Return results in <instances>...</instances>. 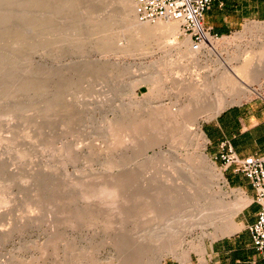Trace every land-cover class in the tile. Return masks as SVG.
Returning a JSON list of instances; mask_svg holds the SVG:
<instances>
[{"label":"rangeland","instance_id":"374dc122","mask_svg":"<svg viewBox=\"0 0 264 264\" xmlns=\"http://www.w3.org/2000/svg\"><path fill=\"white\" fill-rule=\"evenodd\" d=\"M101 1L0 0V264H153L162 249L161 264H196L232 228L227 208L242 190L204 150L203 125L217 110L215 97L229 90L219 57L203 48L199 61L188 60L183 37L171 46L139 43L121 0ZM212 41L232 68L248 56L251 66L264 62V22ZM142 76L153 79L142 85ZM193 82L208 87L201 118L193 115L201 131L191 116L175 128L153 109L193 103L186 90ZM253 89L239 103L264 97V84ZM202 153L223 174V194L202 172L195 186L185 168V157ZM178 207L191 223L203 215L187 213L197 208L210 218L184 241L147 236L131 246L158 224L157 214L172 219Z\"/></svg>","mask_w":264,"mask_h":264},{"label":"crops","instance_id":"0c3cea01","mask_svg":"<svg viewBox=\"0 0 264 264\" xmlns=\"http://www.w3.org/2000/svg\"><path fill=\"white\" fill-rule=\"evenodd\" d=\"M248 22H264V0H212L203 17V26L217 37L234 34ZM220 112L203 125L204 150L210 158L221 164L216 158L223 142H228L241 159L264 155V97L230 105ZM224 172L226 183L242 190L240 196L250 203L234 217L229 235L210 242L196 264H264V249L253 247L247 230L258 211L254 191L244 176L230 169Z\"/></svg>","mask_w":264,"mask_h":264},{"label":"bare ground","instance_id":"6f19581e","mask_svg":"<svg viewBox=\"0 0 264 264\" xmlns=\"http://www.w3.org/2000/svg\"><path fill=\"white\" fill-rule=\"evenodd\" d=\"M95 2H98L99 3V2H102V1L101 0H95ZM119 4H120V2H119ZM121 5L122 6L124 5V7L126 8V13H127L126 14V19H127L128 28H130L131 32H133L136 36L140 37L139 39H141V40L139 41V43L142 40H144L146 42L147 40H150V39H154V40L155 39H158V41L161 40V42H159V43H162V41H164V42H167V46L168 45L171 46V44H168L171 39H174L175 38V39L178 40V37H183L181 35L180 30H179V26H178V24L176 22H172V21H159V22L155 23L154 25H150L148 23H140L137 20V18H136V12H135V8H134V4L132 3V0H121ZM3 15H4V13H2V11H0V19L3 18ZM105 25L103 26V28L105 27ZM106 28H109V27L106 26ZM101 30L102 31L104 30V32L107 31V29H105V28L104 29H101ZM108 31H110V29ZM183 38H184L183 41L185 43V46H184L185 48L184 49H181V53L188 60L194 61V63H196L195 61H199L196 53L200 52L203 48H205L208 51V55L209 56H218L219 57L218 58L219 59V62L218 63L220 65V68L222 69L220 71V74H221V76H220L221 79L220 80H222V83H221L222 85L221 86H222V88L229 89V90H228V92L226 91L227 94H224V92L222 91L223 93H218V95L215 97L216 100L214 102V105H215L214 107H216L217 110L215 109L216 112L214 111L215 112L213 114L214 116H212L211 119H213L217 114H219V112L222 111L224 108L226 109V106L232 105V104H235V103H239L243 99L247 98L249 95L253 94L256 91V89H253V86H254L255 83H257L259 85V87H262L263 86V84H264V62L261 63V64H258L256 66H251V64L250 65L248 64L249 61L247 62V60H249V58H248L249 56H248V57H246L247 60H244V64L241 67L232 68L230 66V65H232L231 62H226V60L222 58V56L219 53L218 49L214 46L213 41H212V38L206 36L205 39H204V41H203V43L200 45V47H199L198 50H193V48L191 46L190 38L188 36H184ZM110 44H108V45H110ZM110 46H113V45H110ZM165 46H166V44H165ZM107 47H109V46H107ZM110 48H112V47H110ZM106 50H107V48L105 49V51ZM262 53H264V48L263 47H262ZM135 77H137V76H135ZM142 77H140L141 79H138L137 82L139 81L140 83H142V85H147V83H150L149 80H150V78L152 76H150V78H144V77L142 78ZM152 79H153V77H152ZM195 82H193L191 84L188 83L189 86H188V89H186L187 90V93L191 95V98L192 99H194V102L193 103L190 102L193 105H190V103L187 104V105L186 104L179 105V106H176L175 105L174 107H169L166 110H164L163 107L161 108V106H158L157 107V106H153L152 105L154 111L156 110L155 112H157L158 110H161L162 109V111H158L157 114L159 113L160 117H162V119L167 124H172V125L175 124L176 125V122L177 121H180L181 119H185V122H186V120H189L188 118L191 116L193 118L192 119L193 121L190 120L189 122L190 123L193 122L192 123L193 124V127L192 128H197L198 129L199 127H201V122L198 121L199 120L198 118L200 117L199 116L200 113L198 115H197V113H198V109H199V106H200V99H202L201 98L202 93L205 90L204 88H208V87H207V85L202 86L203 83H202V85H200V84H198V82L197 83H195ZM138 85H139V83H138ZM181 90H182V88H181ZM189 98H190V96H189ZM192 99L191 100L188 99V100L189 101H192ZM148 107H150V106H148ZM147 108H146V110H147ZM149 112L151 113L150 110H149ZM203 112H204V110H203ZM157 114H156V116H158ZM193 115L199 116V117L196 118ZM149 117H151V114L149 115ZM153 117H154V115H153ZM194 118H196L197 120H195ZM172 125L170 127H174L175 126V125L174 126H172ZM178 126L176 125L175 128L176 127L178 128ZM110 128H111V126H110ZM186 131H184L183 133H185ZM192 131H193V129H192ZM200 131H201V129H200ZM177 136L180 138L181 137L180 133ZM201 136H203L202 133H201ZM152 146L154 147L155 145H152ZM186 158L187 157H185L184 158L185 160H183L184 161V164H185V168L189 169L190 172H191V174L193 175V177H195V179H194L195 186L199 184L197 182L198 179L199 178L202 179V175H201V172H202V174L205 176L204 178H206V177L208 178L207 180L210 181V185H212L213 188H218V189H220L219 191L222 194L224 193L223 192V187L221 186L222 181L224 179L223 174H215L214 173V165H213V162L205 155V153H202L199 157H195V156L194 157H190L189 156V158H187V159ZM184 164H183V166H184ZM201 164L206 167V168L205 167L204 168L207 171H204V173H203V169H201ZM166 180L168 181V179H166ZM166 182L163 183V186L157 187L158 193L159 192L161 193L162 190H164L163 188L165 187L164 184H166ZM115 191H117V190H115ZM108 194H109L108 197L112 201L117 199V196H115V194L113 193L112 189L108 192ZM249 203H250V201L248 199H244V198L238 199L234 206H232L231 208L230 207L227 208V210L228 209H229V211L231 210L230 211V213H231L230 214V218H228V217L227 218L229 220H231V222H232V220H234V217L238 213H240L245 207H247V205ZM194 210L188 211L187 213H202L203 214V215H201V218H199V220L196 221L197 224H203V222H205L204 219H206V222H207L208 219L210 218L206 214H204V213H206L205 212L206 210L204 208H197L195 211ZM173 213L175 215L173 216L172 219L168 218V216L167 217H164V213L157 214L156 220H157V223L158 224H156V226H153V227L149 228L146 231L147 232V235H145V237H143V238L141 237L139 239H133V242H132V245L131 246L132 247H137L138 245H142V244L144 245L145 244V241H146L145 238L147 236H148V241H156V242H160V243H163V242H166V241L168 242V241L174 240L176 238L177 239H179V238L180 239H183V241H184L185 240L184 238L186 236H188L193 231V225L194 224L196 225V222L193 221L191 223L189 221H186L184 219V214H182V213H186V212L184 211V209H182V208L180 209V207H178L176 209V212H173ZM205 216H207L208 219H207V217L205 218ZM171 242H170V244H171ZM170 244H168V245H170ZM167 249H168V247H167ZM162 250L159 251L158 254H156V256L154 258V261L155 262L153 264H161V262L164 260V256H163ZM168 252H172V250H170ZM187 254L189 255V254H191V252H188Z\"/></svg>","mask_w":264,"mask_h":264},{"label":"built area","instance_id":"2783aa9c","mask_svg":"<svg viewBox=\"0 0 264 264\" xmlns=\"http://www.w3.org/2000/svg\"><path fill=\"white\" fill-rule=\"evenodd\" d=\"M212 0H132L136 18L140 23L155 24L159 21L176 22L181 35L190 38L193 50H198L206 36L212 35L203 26V17ZM224 170L248 179L254 191V203L258 206L256 220L248 227L253 247L264 249V155L241 159L228 142L220 145L216 158Z\"/></svg>","mask_w":264,"mask_h":264}]
</instances>
